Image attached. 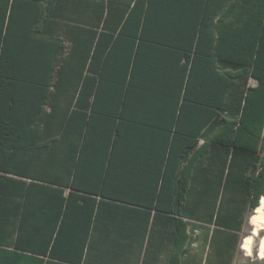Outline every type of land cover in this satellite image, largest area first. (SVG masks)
Returning <instances> with one entry per match:
<instances>
[{
  "label": "trees",
  "instance_id": "1",
  "mask_svg": "<svg viewBox=\"0 0 264 264\" xmlns=\"http://www.w3.org/2000/svg\"><path fill=\"white\" fill-rule=\"evenodd\" d=\"M263 195L264 0H0V264H232Z\"/></svg>",
  "mask_w": 264,
  "mask_h": 264
},
{
  "label": "rangeland",
  "instance_id": "2",
  "mask_svg": "<svg viewBox=\"0 0 264 264\" xmlns=\"http://www.w3.org/2000/svg\"><path fill=\"white\" fill-rule=\"evenodd\" d=\"M248 84L253 85L255 84V80L252 78H249L248 80ZM253 213V212H247L244 215L245 221L243 223V231L241 233V243L243 244L244 238L243 236L245 234H250L251 233V224L249 223V215ZM196 234V233H195ZM196 236L195 239H198ZM245 237V236H244ZM264 242V232L259 234L256 237V241L255 244L253 246V251L251 252L250 255L246 254V251L242 248V246H240V251H238L235 256H234V260L232 264H264V259L260 258L259 256V252H258V248L262 245V243ZM191 250L193 252L196 251H200L202 247V243H201V237L195 241L193 244H191L190 246ZM206 249V248H205Z\"/></svg>",
  "mask_w": 264,
  "mask_h": 264
},
{
  "label": "bare ground",
  "instance_id": "3",
  "mask_svg": "<svg viewBox=\"0 0 264 264\" xmlns=\"http://www.w3.org/2000/svg\"><path fill=\"white\" fill-rule=\"evenodd\" d=\"M249 223L251 224V233L244 237L242 248L246 251L247 255H250L253 251V246L256 241V237L264 232V195L261 196L258 206L253 210V213L249 217ZM260 258L264 259V242L258 248Z\"/></svg>",
  "mask_w": 264,
  "mask_h": 264
},
{
  "label": "crops",
  "instance_id": "4",
  "mask_svg": "<svg viewBox=\"0 0 264 264\" xmlns=\"http://www.w3.org/2000/svg\"><path fill=\"white\" fill-rule=\"evenodd\" d=\"M45 264H58L57 262L47 261ZM84 264H90V263H84ZM119 264H127V258L125 257L122 262Z\"/></svg>",
  "mask_w": 264,
  "mask_h": 264
},
{
  "label": "water",
  "instance_id": "5",
  "mask_svg": "<svg viewBox=\"0 0 264 264\" xmlns=\"http://www.w3.org/2000/svg\"><path fill=\"white\" fill-rule=\"evenodd\" d=\"M261 198V197H260Z\"/></svg>",
  "mask_w": 264,
  "mask_h": 264
}]
</instances>
